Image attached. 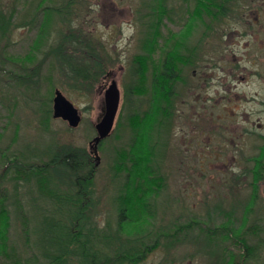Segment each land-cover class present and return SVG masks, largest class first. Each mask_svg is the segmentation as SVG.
Masks as SVG:
<instances>
[{
    "label": "rangeland",
    "instance_id": "obj_1",
    "mask_svg": "<svg viewBox=\"0 0 264 264\" xmlns=\"http://www.w3.org/2000/svg\"><path fill=\"white\" fill-rule=\"evenodd\" d=\"M227 3L225 15L216 18L201 17L200 0H0V12L12 21L9 35L0 39V202L9 214L10 246L0 264H11L13 254L18 264H85L72 246L42 243L43 218L57 203L18 173L30 164L56 169L61 191L70 192L72 177L64 170L69 166L59 162L68 151L82 163L79 174L85 178V223L79 226L92 234L91 244L106 248L103 257L122 241L152 249L137 263L121 264H216L220 250L245 252L225 236L231 215L240 224L251 194V157L264 142V0ZM39 24L45 27L41 40ZM188 26L192 31L178 54L189 61L179 66L171 115L161 114L162 125L134 139L130 103L125 105L134 59H148L146 78L134 79L138 88L132 94L144 111L153 96L155 65ZM152 36L158 37L151 49ZM36 38L40 45L31 49ZM112 79L121 101L97 159L90 141ZM56 88L79 108L77 126L53 116ZM133 144L137 158L154 147L148 180L128 181L132 155L126 153ZM130 185L139 187L131 191ZM127 196H134L140 212L123 219ZM257 198L264 215V178ZM62 210L56 219H67ZM247 217L246 229L254 218Z\"/></svg>",
    "mask_w": 264,
    "mask_h": 264
},
{
    "label": "trees",
    "instance_id": "obj_2",
    "mask_svg": "<svg viewBox=\"0 0 264 264\" xmlns=\"http://www.w3.org/2000/svg\"><path fill=\"white\" fill-rule=\"evenodd\" d=\"M227 1L229 0H221L216 3L212 2V0H200L201 6L199 11L201 17L202 14H209V16H214L216 18L224 16L226 13L225 8L228 4ZM39 13L40 12H36L37 15ZM163 13L164 11L159 13L160 17L158 21H162L161 19L163 18ZM45 18L47 19V17ZM43 20H41L40 24H45V21ZM11 23V18H8L5 14H3V12H0V39L7 38V35L10 33ZM191 26L185 27L183 31H180V35L182 34V40L173 46L174 52L170 51L169 55L166 54V56L159 61V64L155 65L151 83L153 96L150 98L149 109L144 111H141L140 106H135L133 104L132 94L135 91L137 92L138 88V82H135L134 79L136 77H142V79L146 78L145 70L147 69L146 61L148 59L146 57L141 59L142 61H139L138 58L134 59L137 64L134 72L138 75L136 76V74L131 71V83L125 88V105L128 104V102L130 103L131 112L128 115V119L135 131L134 139H139V137L145 134L146 129L149 130V127H158L162 125L164 121L163 115L164 117H169L171 115L168 106L169 104H172V97L177 92V83L180 81L179 76L181 75L178 72V69L180 70L181 67L179 68V66H181V64H185L189 61L188 58L178 54L179 47L183 45V39L190 35L192 31ZM43 29L45 30V27L41 26L40 31L38 32L39 40L43 39ZM156 37L158 36L149 37L148 41L149 46L151 45V49L156 43ZM36 39L30 43L31 49L39 47L40 42ZM147 39L148 37H145V40ZM25 58L26 57L22 56L20 57V60L23 61ZM135 148H137L135 144L131 145L130 149H128L126 153L127 155H132V167L128 173V181H133L134 179L136 180V178L148 180L151 178L150 174H148L150 169L148 167L151 165L149 162L151 160V156H153L154 147H152L151 150L149 149V151L145 148L148 152H146L145 155H138V158L136 157L137 153ZM120 156L122 155L119 154L118 158ZM12 160L16 161L17 156L15 155L14 158L12 157ZM251 160L252 165L250 167V171L252 179L250 181V198L243 207L244 211L240 219V224L236 223L234 215L229 217V222L232 226L229 224L226 226L229 231L227 236H225V238H232L234 243L239 245V247L245 252L242 254H236L233 251L230 254H222L223 251L220 250L217 255L216 264H264V215H259L261 214L262 209L260 206H257L259 181L264 178V142L259 145L258 152L252 155ZM59 162L61 166H69L65 167L64 170H66V172L68 171L72 177V185L68 186L71 190L70 192L61 191L60 185L58 184L60 182H58L54 174L56 173V169L45 172L41 171L42 168L30 164L27 168H23L21 170L22 172H18L22 177L25 174V178H23H27L26 180L34 179L39 190L43 192V195L47 196L51 200L54 199L55 203H57L55 211L52 212L50 210L52 213L50 215L47 213L43 218V226L40 228L42 231V243L45 244L46 247L72 246L74 247L72 249L73 253L80 255L82 259H84L83 262L85 264H121L126 261L129 263H137L141 260L146 255L147 250L151 249V247L149 246L146 250H142V248L139 247V244H137L136 247V244L134 245V242L130 241L129 243H126V245L120 244L119 246H115L117 248L113 249L114 254L100 257L99 254H101V251L104 252L103 247H97L98 245L95 243L91 244L88 236L92 234L89 230H87V228L79 226V224L85 223L82 216L85 203L82 204L80 201L81 195L85 194L84 188H82V183L85 178L79 174V168L82 167V163L80 161H74L73 153H71V151L62 155ZM21 163L22 162L20 160V163L18 164V168L20 169V165H22ZM6 164L7 166L9 165L8 162ZM123 164H126V162ZM60 168L61 167H59L58 170H60ZM129 187L131 191H133L134 186L130 185ZM138 187L139 186L136 185L134 188L137 189ZM121 202L123 207L120 211V215L123 219L140 212L134 196L124 197ZM64 204L67 205L66 210L62 207ZM72 205L77 209H73ZM142 205L144 207V204ZM0 206V254H6L8 253L7 247H10L8 246L9 214L4 203H1ZM81 207L83 209H81ZM60 208L63 209L62 211L64 215L62 216L67 217V219L64 220L55 218L54 213L56 214ZM69 213L71 214V217L69 216ZM248 215H253L254 218L252 219L249 228L246 229L245 224L249 219L247 217ZM72 222H75L73 229ZM14 255L15 254L12 255L11 264H18L19 262H16V259L14 260Z\"/></svg>",
    "mask_w": 264,
    "mask_h": 264
},
{
    "label": "water",
    "instance_id": "obj_3",
    "mask_svg": "<svg viewBox=\"0 0 264 264\" xmlns=\"http://www.w3.org/2000/svg\"><path fill=\"white\" fill-rule=\"evenodd\" d=\"M121 101V89L116 79H112L105 89V104L103 113L95 123L97 134L90 141L91 150L99 159V142L107 137L113 130L118 109ZM53 116L61 117L68 121L71 126H77L81 120V112L77 106L59 89H55L53 97Z\"/></svg>",
    "mask_w": 264,
    "mask_h": 264
},
{
    "label": "bare ground",
    "instance_id": "obj_4",
    "mask_svg": "<svg viewBox=\"0 0 264 264\" xmlns=\"http://www.w3.org/2000/svg\"><path fill=\"white\" fill-rule=\"evenodd\" d=\"M58 173L60 174V173H62V172H60V171H58ZM138 204V203H137ZM120 244H124V245H126V243L124 242V241H122ZM119 246V245H118ZM97 247H102L101 245H98ZM103 250L105 251L106 250V248L105 247H103ZM99 255H101V254H99ZM102 256V255H101Z\"/></svg>",
    "mask_w": 264,
    "mask_h": 264
},
{
    "label": "flooded vegetation",
    "instance_id": "obj_5",
    "mask_svg": "<svg viewBox=\"0 0 264 264\" xmlns=\"http://www.w3.org/2000/svg\"><path fill=\"white\" fill-rule=\"evenodd\" d=\"M146 204H147V203L145 202L144 207H147ZM139 247H140V246H139ZM148 247H149V246H147V247H141V248H142V250H146ZM151 249H152V247H151ZM151 249H148L147 252L150 251Z\"/></svg>",
    "mask_w": 264,
    "mask_h": 264
}]
</instances>
